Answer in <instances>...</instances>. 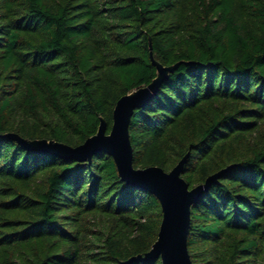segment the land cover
I'll return each mask as SVG.
<instances>
[{
    "label": "trees",
    "instance_id": "trees-1",
    "mask_svg": "<svg viewBox=\"0 0 264 264\" xmlns=\"http://www.w3.org/2000/svg\"><path fill=\"white\" fill-rule=\"evenodd\" d=\"M177 65L131 123L136 168L189 154L194 264H264V0H0V264L130 261L158 239L159 199L114 158L36 153L111 132L118 100ZM130 261V262H129Z\"/></svg>",
    "mask_w": 264,
    "mask_h": 264
},
{
    "label": "water",
    "instance_id": "water-1",
    "mask_svg": "<svg viewBox=\"0 0 264 264\" xmlns=\"http://www.w3.org/2000/svg\"><path fill=\"white\" fill-rule=\"evenodd\" d=\"M151 57L157 67V77L143 86L122 96L114 109V122L110 133L104 119L98 132L78 146H71L56 140H29L16 133L8 137L36 153L50 154L80 161L93 160L98 152L111 155L116 163L119 176L128 185L137 186L153 193L162 207V222L158 239L144 256L133 257L130 261L162 259L163 264H194L189 252V231L192 207L198 199L217 183L221 174L233 165L207 177L205 182L191 187L183 176L189 154L185 155L170 171L160 166L136 168L135 152L131 140V123L136 110L143 108L160 90L177 65L165 66ZM129 261V262H130Z\"/></svg>",
    "mask_w": 264,
    "mask_h": 264
}]
</instances>
